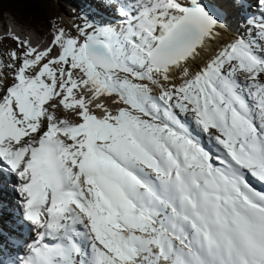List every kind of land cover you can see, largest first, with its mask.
<instances>
[{
    "label": "snow or ice",
    "instance_id": "6c2138e0",
    "mask_svg": "<svg viewBox=\"0 0 264 264\" xmlns=\"http://www.w3.org/2000/svg\"><path fill=\"white\" fill-rule=\"evenodd\" d=\"M76 20L0 30V264H264V0Z\"/></svg>",
    "mask_w": 264,
    "mask_h": 264
},
{
    "label": "trees",
    "instance_id": "16d2710c",
    "mask_svg": "<svg viewBox=\"0 0 264 264\" xmlns=\"http://www.w3.org/2000/svg\"><path fill=\"white\" fill-rule=\"evenodd\" d=\"M54 0H0V30L7 26L8 17H14L19 23L34 30L39 38L50 39L51 24L53 22L46 9L47 3ZM72 3L80 4L79 0ZM83 5V4H82ZM87 7V5H84Z\"/></svg>",
    "mask_w": 264,
    "mask_h": 264
},
{
    "label": "rangeland",
    "instance_id": "374dc122",
    "mask_svg": "<svg viewBox=\"0 0 264 264\" xmlns=\"http://www.w3.org/2000/svg\"><path fill=\"white\" fill-rule=\"evenodd\" d=\"M72 0H54L52 3L46 4L50 19L58 26L61 24L72 25L77 22L76 17L88 12L82 7L81 1L86 2L91 6L98 3V0H79L80 4L72 3ZM10 41L4 43V48H7ZM61 114V113H60Z\"/></svg>",
    "mask_w": 264,
    "mask_h": 264
},
{
    "label": "bare ground",
    "instance_id": "6f19581e",
    "mask_svg": "<svg viewBox=\"0 0 264 264\" xmlns=\"http://www.w3.org/2000/svg\"><path fill=\"white\" fill-rule=\"evenodd\" d=\"M60 115L63 116V115H68V114H65V113L61 112ZM69 118H71V116H69ZM0 227H3L4 230L7 231V230H8V229H7V222H6V221H2V222H0Z\"/></svg>",
    "mask_w": 264,
    "mask_h": 264
}]
</instances>
